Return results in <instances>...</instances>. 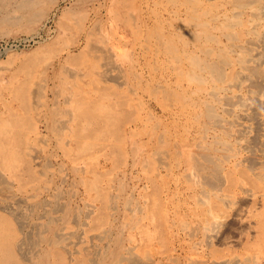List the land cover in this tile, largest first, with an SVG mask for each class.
Segmentation results:
<instances>
[{
	"label": "bare ground",
	"instance_id": "obj_1",
	"mask_svg": "<svg viewBox=\"0 0 264 264\" xmlns=\"http://www.w3.org/2000/svg\"><path fill=\"white\" fill-rule=\"evenodd\" d=\"M41 1L23 0L19 8L22 11L26 9L31 12L39 6ZM117 1L116 3H120ZM223 1L225 3L218 5L219 10L217 13L215 12L216 14L214 13L215 15L207 13L213 3L210 7L204 6L206 8L201 9L200 12L197 11L198 9L196 10L199 5L197 7L194 5L196 8L193 7L191 14L186 13L185 10L184 12L191 17L189 20L194 21L192 22L193 24L195 23L193 30L191 29L190 32L187 25L183 24L181 26L179 24L177 31H180L183 35L182 37H179L181 34L178 32L177 34H175L176 32H171L168 35L166 32V36L160 37L161 45H166L168 48L173 46L175 53L171 58L164 60L167 69H170L166 81L158 82L157 84V79H154L157 86L156 88L153 87L151 92L155 96L152 94L150 96L156 97L155 92H157V95L159 92L164 96L165 93L168 95L167 92L172 90L171 85H175L180 90L177 93L175 91V93L178 97H181L178 101H175L176 104L173 107L169 105L171 108L164 104L168 109H165L161 101L164 100L162 98L160 100L162 104L160 105L164 109L162 108L163 112L159 115L155 113L154 107L145 115L137 114L135 116L133 113V111H137L140 99L143 98L138 94V85L137 88L130 86L131 74L136 75V72L126 73L119 67V60L123 56L120 44L122 45L126 30L120 25V18L117 19L112 16L114 23L112 32L109 29L110 33H113L114 39L113 41L110 40L111 42H107V44L105 43L106 50L103 49L108 56V58H105L109 62H107L108 65L114 64L113 68L117 69V72L108 79L112 81V84L107 82L106 85L101 84L102 87H100V83L97 81L98 83H95L99 87H95L93 83L92 87L88 85V87L84 86L85 89L82 87L84 91L80 88L81 98L77 100L80 103L77 104V111L80 113L79 115L83 122L75 123L74 121L77 117L75 115L76 117H74L73 121L75 124L69 127L70 133L66 134L67 136L61 134L66 122L62 119L63 122L59 121L56 123V119H53L57 115L55 114L56 111L54 113L53 111L51 112V124L48 122V126H53L54 135H63L61 139H57V135L54 138L59 142L52 144L55 150L54 154L57 157L56 162L53 164H49L50 158L48 154L43 159L42 150L40 149L43 146L40 147L39 142L35 140L39 136L34 135L33 138L31 136L30 140H28L27 135L24 134L26 132V130L24 132L26 127L24 115L26 111L30 110L29 96L32 93L31 90L18 88V91L11 92L14 90L12 87L15 86L11 87L9 99H3L4 102L2 101L3 103L0 105V264H264V250L261 249L260 243L256 245L261 240L260 237L264 228V0ZM184 3L186 5V2ZM196 3L194 2V4ZM42 4L44 5V3ZM122 6L124 7V5ZM131 6L133 5L130 4V8ZM41 7L39 6V8ZM47 7L46 10L49 11L48 8L50 7ZM36 11L32 13L37 14ZM69 11L71 12V10ZM135 11L131 8L129 16L132 17L131 14ZM152 11L154 12V10ZM165 12L161 13L165 14ZM171 13L173 17L179 16V8L178 11H171ZM209 15L211 16L210 19H200ZM68 16H66L67 20L70 17ZM166 18L164 17V19ZM178 20L180 19L178 18L175 21ZM60 22L62 21L60 20ZM76 23L79 22L75 21L74 24ZM192 23L189 22V24ZM58 24L60 23L58 22ZM157 24L160 23L158 22ZM79 26L76 24L78 29ZM79 30H81V27ZM93 31L91 32L93 33ZM74 34H76V31ZM105 34H107V31ZM178 38L180 42H178ZM88 40L90 42V39ZM91 41L93 40L91 39ZM125 44L122 46H125ZM69 45L68 47H70ZM73 45L75 46V44ZM62 47H60V50H62ZM90 47L91 44L84 49L88 51L91 50ZM80 50L82 51V49ZM55 53L53 54L55 55ZM92 57L95 58L94 54ZM51 60L53 59L51 58ZM161 61L159 59V62ZM83 62H78L75 65L80 67ZM93 62L94 59L92 65L96 67L98 61L94 64ZM39 63L41 65V62ZM107 63H105L106 66ZM75 65L73 64L72 66L74 67ZM60 68L61 70L63 69L61 66ZM84 69H81L80 72L83 73L82 70ZM90 69H94V67ZM96 69L100 70L101 68L98 69L96 67ZM101 70L100 73L102 72ZM88 71L89 69L85 71L86 74ZM160 71L161 69L158 72ZM33 74L29 77L33 78ZM102 74H98L100 75L99 77H105V74ZM172 74L177 78H175L174 82L172 81L173 83L170 80ZM62 75L59 77L55 76L53 79L61 81ZM79 75L81 74L69 73L67 75L74 80L72 84L77 88L81 87L78 84L80 81ZM63 78L67 79L66 77ZM84 78L86 77L84 76ZM26 83L28 84L26 81L24 86H21L25 87ZM64 83L66 82L63 80L60 83L61 86H65ZM112 89L117 95L119 94L118 97L116 96L117 98L122 95L125 96L123 99L116 98L121 110L123 112L126 111L125 113L122 112L120 115L115 113L119 108L116 109V101L111 99L115 95L114 92H111ZM161 93H159V96L164 97L160 95ZM170 94L172 95V92ZM53 99L52 101H54ZM170 100L172 101V98ZM134 104L137 109H134ZM142 107L144 108V106ZM30 111H28V115ZM68 121H70V118ZM29 128L30 130L32 129L31 127ZM89 129L91 131H88ZM84 132L87 134H84ZM66 138L67 141H65ZM42 143L44 142L42 141ZM44 148L46 147L44 146ZM172 156L174 158L173 161L179 167L180 175L184 177L183 194H185L181 209L176 208L173 213L175 216L181 215L185 217L184 220H181V223L190 239L195 241V238H198L195 252L192 249L194 247L193 244L191 245L192 248L187 251L186 246L182 245L187 240L183 239L182 241L179 238L176 239V245L174 240H172L173 244H168L163 249L159 239L161 238L162 230H164L162 227L167 225L166 222H168V218L165 217L167 212H164V217L160 221L164 225L159 227L158 223L156 224V216L153 217V215L157 214L160 203L159 185H156V180L167 174L162 175V170L170 172L167 164H170L168 159ZM42 160L44 161L42 162ZM116 164L119 165L120 171L116 170ZM135 170L141 172V178L138 180L139 184H142V189H145L147 195L152 198H150L151 202L146 205H136L137 201L123 195L125 192L124 176H132ZM66 186L72 187V192L68 198L65 196ZM28 191H32L31 197L34 199L33 201L25 196ZM237 193L240 195L239 201L241 204L252 202L248 205V213L253 214L252 211L255 208L252 210L251 206L256 203L258 205L260 201L258 198H261L263 202L261 210L252 215L258 220L257 228L261 231L255 239V244H250L246 247V250L251 253V256L247 254L248 258H246L247 256L241 258L238 255L230 254L231 252L224 253L213 247V245L225 244L226 234H221L219 227L229 225L230 222L223 215V210L229 206L230 200ZM81 195L84 197L82 198ZM78 196H80L83 206L76 207V204L73 203L72 199L77 200ZM121 197L124 200L123 206L125 207L121 211L127 213L121 218L120 223L122 230L128 229V233L126 235L122 234L121 237L116 234L117 237L112 235L117 226L113 223V220L116 218L114 213L116 204ZM257 208L259 209V207ZM162 211L165 210L162 209ZM129 213L131 214L129 215ZM116 215L118 216L119 214L116 212ZM68 227L69 231H67ZM228 227L230 228V225ZM234 227H236V224ZM224 230L227 231V229ZM249 240L251 239L249 238ZM180 260L182 263H179Z\"/></svg>",
	"mask_w": 264,
	"mask_h": 264
},
{
	"label": "rangeland",
	"instance_id": "obj_2",
	"mask_svg": "<svg viewBox=\"0 0 264 264\" xmlns=\"http://www.w3.org/2000/svg\"><path fill=\"white\" fill-rule=\"evenodd\" d=\"M7 1H9V0H5V1L4 0H0V95H1L0 96V100H1L0 101V105H1V103L4 102L3 99H9V97L11 95L10 91L12 90V88H14V90H12L11 92H15L16 90L18 91L19 89H21V90L22 89L31 90L32 93L29 96V100H30L29 106H30V110L31 111L30 110H28V111H30L31 113H34V114H31L29 112V115H30L29 116L28 115V111L25 112V115H24L25 120L24 119L23 120H24L25 126H26L25 127L26 129L24 128V132H25V130H26V132L24 134L27 135L28 140H30L31 136H32V138H33L34 135L39 136V137L36 136L37 138L35 137L36 138L35 140L39 142V146L41 145L40 147L43 146L42 148H40L42 150L43 159H44L45 155H47V154L49 155V158H50V160H49L50 163L49 164H53L57 160L56 154H54L55 150H54V147L52 146V144L54 145L55 142L56 143L59 142L57 139H61V137L63 138V135H61V134H65V135L67 134L68 135L70 133L69 130H68L70 126L74 125L77 122L79 123L80 121L83 122V120H81V117L79 115L80 113H78V111H77L78 110L77 104H80V103L77 102V100H80V98H81L80 88L83 87L85 89L84 86L92 87V85H94V84H95V87H96L98 85L97 84L98 82L100 83L99 84L100 87H102L101 84H105L106 85L107 82L112 84V81L108 80V79L110 78V76L111 77H112V75L114 76V74L117 72V69L113 68L114 64H109L108 65L109 62H108V60L106 61V59H105V58H108V56L106 54V51H105L106 49H105V46H104L105 43L107 44V42H111L110 40L113 41V39H114L113 33H110V29H111V32H112V26L114 24L113 21H112L113 20L112 16H114L117 19L120 18L119 19L120 25H122L125 28V30H126V33L123 36L122 45H124L125 43L126 44H125V46H122L120 44L121 51H123L122 52L123 56L119 60V67L121 68V70L123 72H126V73L127 72H134V71L136 72V75L131 74L132 75V80L130 81V86L131 87L134 86V88L135 87L137 88V85H138V88H137L138 94H139L140 97L143 98V99H140V105H139L138 109L136 108L135 104L133 106L134 109H137V111L136 112H134L133 110L132 111H133L135 116L137 114L145 115V114H147L149 112L150 109H152V107H154L155 113L159 115V114H162L161 112H163L164 107H165V109L173 107L174 104H176L175 101H178V99H180V97H181V96L178 97V95L176 94L180 90H178L175 87V85H171L172 90L175 89L174 91L171 90L170 92L169 91L167 92L169 96L166 93H165V96H164L161 92H159V93H161L160 95H163L165 97L164 98L162 96H159V93L157 95V92H155L156 97L159 96V98L156 99V97H154L155 98L154 99L153 97H151L152 95H154V93L151 92V89H153V87L156 88L158 82L159 83L163 82V81L165 82L166 81V77L169 75L170 69L169 68L167 69V67L165 65L166 63H165L164 60H167V59L171 58L174 55V53H175V50H173V46H169V48H168V46H166V45H161L160 37L161 36H166V34H165L166 32H167V35L169 33H171V32L172 33L176 32L175 34H177V32L180 33V31H177L178 30L177 26L179 27L180 25L182 26L183 24L187 25V27H189L188 30L191 32V29L193 30V27L195 26L194 25L195 23L193 24L192 22H194V21H190L189 20L191 17H189L190 15H188V14H191L192 10L194 8H196L198 5L201 6V7L198 6L196 8V10L198 9L197 11L200 12L201 9L206 8L204 6H209L210 7L211 4L213 3L212 6L210 7V9L208 7V9H209L208 11L209 12H207V13H209L210 15L213 13L212 15H215L218 12V10H219V6L222 5L223 3H225L223 0H217V1H213V0H211V1H208V0H197L198 2L196 0H188L189 2L187 0H184V1L181 0L182 2L180 0H176V2H174L175 0L174 1L173 0L172 1L171 0L170 1L167 0V2H166V0H164V1H162V0H146V1L145 0H141V1L140 0H129V1L128 0H118L117 2H120V3H116V0H42L41 3H40L41 5L39 4V6L40 7L42 6L41 8H43V9L39 8V6H38L35 9H33L31 12L30 11L28 12V10H26V9H23V11H22L19 8L20 4L23 2V0L22 1L21 0H10L11 1L10 4H9L10 1L9 2H7ZM14 1H15V4H14ZM50 1H53V2H50ZM190 1H191V3H190ZM121 2H122V4H121ZM158 2H160V3H158ZM184 2H186V5H184L185 4ZM194 2L195 3L197 2V3L194 4ZM218 2H220V3L217 4ZM42 3H44V5ZM156 3L158 5V7H157ZM117 4H119V5H117ZM130 4L133 5V6H131L132 10H136L135 12H132V14H131L132 17H134V19H132V17L129 16L130 15L129 12H131ZM16 5H18V6H16ZM45 5H46V7L47 6L50 7V8L47 7L49 9V11L46 10ZM54 5H56V6H54ZM122 5H124V7ZM134 5H135V8L133 9ZM152 5H153V7H152ZM173 5H176V6H173ZM194 5L196 7H194ZM110 6H111V8H110ZM119 6H121V7H119ZM216 6L218 7V9H217ZM10 8H12L11 9L12 11L10 10ZM109 8H110V10H109ZM165 8H166V10H165ZM178 8H179L180 15L173 17V14L171 13V11H175V10L178 11ZM15 9L17 11L20 10L21 12L20 11L17 12ZM112 9H113V11H112ZM170 9H171V11H170ZM213 9H217V10H213ZM69 10H71V12ZM122 10H124V11H122ZM152 10H154V12ZM164 10L169 12V13L167 14V12H165ZM35 11L37 12V14L36 13H32V12H35ZM184 11L186 13H188V14H186ZM15 12H16V14H15ZM40 12L43 13V14H41ZM67 12H69V13L67 14ZM77 12H78V14H77ZM108 12H111V13H108ZM161 12L162 13L165 12V14H162ZM71 13H73L74 15L71 14ZM79 13H80V15H79ZM125 13H126V15H125ZM127 13H129V14H127ZM154 14L157 17H155ZM169 14H171V15H169ZM210 15L209 16H204L203 18L201 17L200 19H203V20L210 19V17H211ZM29 16H30V18H29ZM32 16H33V18H32ZM59 16H61V17H59ZM66 16L69 17L68 20H67ZM75 16L76 17L78 16V17L76 18ZM167 16H169V17H167ZM38 17H41V18L43 17V18L41 19V18H38ZM164 17L165 18L167 17V18L164 19ZM176 17H178L181 20V22H180V20L175 21V20L178 19V18L176 19ZM16 18L18 19V21H17ZM24 18H25V20H24ZM78 18H79V20H78ZM80 18H82V19L80 20ZM39 19H41V20L39 21ZM98 19L100 20V22H99ZM129 19H131V20H129ZM186 19H188V20H186ZM60 20L62 22H60ZM65 20H67L68 22L65 21ZM82 20H84V21H82ZM172 20L175 21V22H173ZM183 20H184V22H182ZM57 21L60 24H58ZM75 21L79 22V23H76V24H77V26L80 25L79 29L81 27V30H79L78 27H76V24H74ZM123 21H125V22H123ZM130 21H132L131 24H130ZM37 22H39V23H37ZM110 22H111V25H110ZM158 22L160 24H157ZM177 22H179V23L177 24ZM189 22L192 23V24H189ZM168 23H169V25H168ZM124 24H126L127 26L124 25ZM150 24H151V26H150ZM157 25H159V26H157ZM74 27H76V28H74ZM93 27H94L95 30L93 29ZM162 27H164V28H162ZM184 27H186V26H184ZM72 28H74V29L72 30ZM89 28L92 29V30L90 29L91 31L94 30L93 33L89 30ZM158 28H160L159 29L160 31L163 30L162 31L163 34L160 33ZM99 29L101 30V32H100ZM56 30H58V31H56ZM78 30H79V32H77ZM164 30H165V32H164ZM67 31H68V33H67ZM75 31H76L77 35L74 34ZM87 31H88V33H87ZM106 31H107V34H105ZM143 31H144V33H143ZM158 33H160V34H158ZM87 34H89V35L92 34V35H90L91 38ZM110 34L113 35V36H111ZM132 34H133V37H132ZM74 35L77 36L78 38L75 37ZM182 36H183L182 34L179 35V37H182ZM71 37H72V39H71ZM85 37H86V39H85ZM93 37H94V39H93ZM73 38H75V39H73ZM87 38L90 39V42H88L89 40ZM101 38H102V41H101ZM91 39L93 41H91ZM175 39H177V38H175ZM83 41L86 42V43L84 44ZM75 42H77V43H75ZM178 42H180L179 38H178ZM49 43H52V44H49ZM147 43H148V45H147ZM59 44H60V46H59ZM69 44H71V45H69ZM73 44H75V46ZM86 44H88V45H86ZM90 44H91L90 48L93 51L85 50L84 48L86 46H89ZM99 44H100V46H99ZM66 45H67V47H66ZM68 45L70 47H68ZM135 45H136V47H135ZM51 46H53V47H51ZM62 46L66 47V48H63ZM82 46H84V47L82 48ZM155 46H157V47H155ZM48 47H50V48L48 49ZM60 47H62V50H60L61 49ZM51 48H53V49L51 50ZM164 48L166 49L167 52L165 51ZM46 49H47V51L45 52ZM80 49H82V51ZM145 49H147V50H145ZM151 49H154V50H151ZM156 49H158V50L156 51ZM170 50H172L171 54L173 52L172 55L170 54ZM58 51H60L61 53L58 52ZM151 51H152V53H151ZM163 51H165V53H163ZM168 51H169V53H168ZM52 52L53 53L56 52L55 55ZM99 52H101V53H99ZM90 53H91V55H90ZM41 54H42V56H41ZM49 54H50V56H49ZM93 54H94L96 59L94 57H92ZM95 54H97V55H95ZM57 55H58V57H57ZM85 55H86V57H85ZM154 55H155V57H154ZM39 57H40V59H39ZM50 57L53 60H51ZM63 57H64V60H63ZM101 57H103V59H101ZM43 58H46V59L43 60ZM83 58H84V62H83ZM86 59H88V60H86ZM93 59H94L93 64L96 63V61H98L96 63L98 66L96 65V67L98 69H100V68L102 69V70L100 69L102 71L101 73H100V70L96 69L95 65H92ZM159 59H160V61L161 60L162 61L159 62ZM152 60H153V62H152ZM39 62H41L42 66L40 65ZM46 62H47L48 65L46 64ZM65 62H67L68 64L65 63ZM78 62L79 63L83 62V65L81 64L82 66H80V67L75 65V64H78ZM103 63L104 64L107 63V66H106V64L104 65ZM44 64H46V65H44ZM64 64H66V65H64ZM73 64L75 65L74 67L72 66ZM99 65H101V66L104 65V66L101 67ZM60 66L63 68L62 70H61V68L59 69ZM37 67H39V68H37ZM93 67H94V69H90V68H93ZM70 68H72V69H70ZM38 69H40V70H38ZM69 69L72 70V71H70ZM77 69H78L79 72L77 71ZM81 69H84V70H82L83 73L80 72ZM87 69H89V71L87 72L88 75L85 72V71H87ZM152 69H154V70H152ZM158 69L159 70L161 69V71L158 72L159 71ZM97 71H99V72H97ZM67 72H69L70 74H81V75H79L80 76V81L78 83V84L81 85V87L77 88L74 84H72L74 82V80L70 76L69 77L67 76V75H69V73L67 74ZM32 73H34L32 75L33 78H30ZM36 73H38V74H36ZM62 73H64V74L62 75ZM102 73L105 74V77H103V78L99 77L100 75H103ZM98 74H100V75H98ZM61 75L63 77H66V78L68 77V78L65 80V78L62 77L61 81H56V80L53 79V77H55V76L59 77ZM84 76L86 78H88V79L84 78ZM175 78H176V76L173 75V74L170 76L171 83H173L177 79V78L176 79ZM41 79H43L44 81L41 80ZM154 79L158 80V81L156 80L157 84L155 83ZM63 80H64V82H66V83H64L65 86L64 85L61 86V84H60V83L63 82ZM26 81L28 82V84L26 83L25 87H23L24 83ZM136 81H141V82H136ZM146 81H148V82L146 83ZM95 82H97V83H95ZM41 83H43V85H41ZM88 83H90V84H88ZM139 83L140 84L142 83V85H140ZM21 85H23V86H21ZM12 86H15V87H12ZM66 87H67V89H66ZM73 87L74 88L76 87L75 90H74ZM97 87H99V86H97ZM68 88H69V90H68ZM83 88H82V90L84 91ZM140 88H142V89H140ZM4 90H6V91H4ZM175 91H176V93H175ZM39 92H41V93H39ZM68 92L70 94H73V93L74 94L69 96L70 94ZM111 92L115 93V95H113L114 98H111V99H113L112 101H116V106H117L116 109L119 108L118 110H116L115 113L117 115H120V114H122L123 110H121L120 105L117 102V99H119V98L123 99L125 96L122 95L121 97L117 98L119 96V94L117 95V93L115 91H113V89L111 90ZM171 92H172V95L170 94ZM6 93L8 94V97H7ZM54 94H55V97H54ZM150 94H152V95L150 96ZM74 95H75V97H73ZM53 97H54V99H53ZM67 97H70L71 99L67 98ZM169 97L172 98V101L170 100L171 98H169ZM66 98L70 99V100H67ZM162 98L164 100H161ZM52 99L54 101H52ZM33 100H34L35 103L33 102ZM62 100H63V102H62ZM160 100L163 102V105L165 104L168 108L165 105H164V107L162 105H160V104H162V102ZM67 102H71V103H67ZM165 102H167V103H165ZM74 104H76V105H74ZM155 104H156V106L159 105L160 107H156ZM38 105H40V106H38ZM141 105L144 106V108ZM169 105L170 106L172 105V106L169 107ZM51 107H53V108H51ZM54 107H55V109H54ZM40 108L41 109L43 108V109L41 110ZM59 110H60V112H59ZM64 110H65V114H64ZM52 111H53V113L56 111L55 114H57V115L54 116L55 118L53 117L54 120L56 119L55 120L56 123L59 122V121L61 122L62 119H63L64 122H66V126H65V128H63V131L61 132V134L60 135L56 134L57 137H56V135H54L55 133L52 131L53 130V126L52 127L48 126V122H50V124H51V120L50 119H51V112ZM81 111H82V109H81ZM69 112L72 113V114H70ZM125 112H123V113H125ZM60 113H62V114H60ZM68 113H69V115H68ZM25 116H27L28 119ZM74 117H76V119ZM69 118H70V121H68ZM74 119H75V121H74ZM77 119H78V121H77ZM26 121L27 122L30 121L28 123V125H26L27 124ZM94 124H96V123H94ZM36 126H37L38 129L36 128ZM29 127H31L34 130L33 131H32V129L30 130ZM28 128H29V130H28ZM37 130H39V131H37ZM88 131H91V130L89 129ZM28 132H30V133H28ZM84 134H87V133L84 132ZM52 137H53V139H52ZM55 137L57 139H54ZM42 141L44 143H42ZM65 141H67V138L65 139ZM45 142H46V144H45ZM47 143H49L48 144L49 146L47 145ZM44 146L46 148H44ZM173 159H174L173 156L170 159H168V162H170V164H167V165L169 166L170 172H167L166 170H162V175H164L166 173L167 174L156 180V185H159V191H160V196H159V201H160L159 209L160 210L158 209L157 214L153 215V217L156 216V219H157L156 224L158 223V227H159L161 225H164L160 221L164 217V215H163L164 212H167V216H165V217L168 218V222H166L167 225H164V227H162L164 230H162V235H161V238L159 239L161 241L160 245H161V247L163 249L166 248V246H168V244L172 245L173 244L172 240H174V243L176 245V239L179 238L182 241H183V239L187 240V242H184L182 244V245L186 246L187 251L192 248L191 245L193 244L194 247L192 249L195 252V250L197 249V247L195 246L197 244L196 240H198V238L197 239L195 238V241L190 239V237L187 235V231L183 229V226H182V223H181V220H184L185 217H183L181 215L175 216L174 213H173V212H175L176 208H180L181 209V206L184 203L183 201H184V196H185V194H183L184 177H182L180 175L181 172L179 171V167L177 166V163L173 161ZM43 161L44 160H42V162ZM153 163L155 164V162H153ZM49 164H48V166H49ZM115 167H116L117 171L121 170L118 164H116ZM137 171L138 170H135V173H133L132 176L131 175H129L127 177L124 176L125 192L123 193V195L126 196L129 199L133 198L134 201L138 202V203L136 202L135 204L141 206V205H146V204L150 203L152 198H151V196L147 195V192H146L145 189H142V184H139L138 180H139V178H141L142 174H141L140 171H138V172ZM179 175H180V177H179ZM120 176L123 177L122 175H120ZM169 184H171V185H169ZM132 187H133V189H132ZM71 190H72V187L66 186L65 196H67V198L70 196V193L72 192ZM25 196L29 197L30 198L29 200H31V201L34 200L31 197L32 196V191H28V193ZM81 197L83 198L84 196L81 195ZM239 199H240V195L237 193L230 200L231 203L229 202V206L226 207L225 210H223V213H224L223 215H225V218L228 220V222H230L229 223L230 228L228 227L229 225H225V226L222 225L223 227L222 226L219 227V230L221 231V234H223V235H224V233L226 234L225 235V237H226L225 244H221V245H218V246L217 245H213V247H215L216 249H218L220 251H223L224 253L231 252L230 254H233V255H236V256L238 255L241 258H243L245 256H247L246 258H248V255L251 256L250 255L251 253H250V251L246 250V247L248 245H250V244H253V245L255 244V242H256L255 239L257 238L258 234L261 231V230H258V228H257L258 220H256V218L252 217V215L255 214L257 211L261 210L263 202L261 201V198H258L261 202L259 201L258 205L256 203L255 205L251 206L252 210L255 208L252 211L253 212V214H252V213H248V207H249L248 205L251 204L252 202H249V204L248 203H244V204H246V205H244L243 203L241 204ZM72 200H73V203L76 204V207L77 206H79V207L83 206L82 205L83 202L80 200V196L77 197V200H75V199H72ZM118 201L119 202L116 204V208H115L116 211L114 212L112 210V212H114L115 216H116L115 220H113V223L117 225L116 229H114V233L112 235H114V236L120 235V237H121L122 234L126 235L128 233V229H123L122 230L121 223H120L121 222V218L127 212L121 211V210H123V207H124L123 206L124 200L122 199V197L119 198ZM164 206H165V208H164ZM245 206H246V209H245ZM257 207H259V209ZM237 208H238V210H237ZM162 209L165 210V211H162ZM234 209H236V210H234ZM116 212L119 214L118 216L116 215ZM239 212H241V213H239ZM130 214L131 213H129V215ZM241 216H242V218H241ZM158 217H159V219H158ZM117 218H119V219H117ZM245 223H247V224H245ZM235 224H236V227H234ZM233 228H235V229L233 230ZM224 229H227V231L228 230L229 231L227 232ZM251 230H252V232H251ZM262 230H263V233L261 234L262 236L260 237L261 240H260V242L256 243V245L260 243L261 246H262L261 249L264 250V241H263L264 240V228ZM67 231H69V227H68ZM168 234H169V236H168ZM250 236H252V237H250ZM249 238L251 240H249ZM222 245H224V246H222ZM205 252H206V250H205ZM181 253L183 254V252H181ZM252 256H253V254H252ZM179 263H182V261L180 260Z\"/></svg>",
	"mask_w": 264,
	"mask_h": 264
}]
</instances>
